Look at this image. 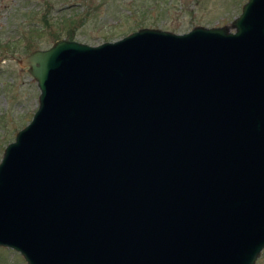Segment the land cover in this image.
<instances>
[{
    "label": "water",
    "instance_id": "1",
    "mask_svg": "<svg viewBox=\"0 0 264 264\" xmlns=\"http://www.w3.org/2000/svg\"><path fill=\"white\" fill-rule=\"evenodd\" d=\"M226 25L56 38L0 156L26 264H254L264 248V0Z\"/></svg>",
    "mask_w": 264,
    "mask_h": 264
},
{
    "label": "rangeland",
    "instance_id": "2",
    "mask_svg": "<svg viewBox=\"0 0 264 264\" xmlns=\"http://www.w3.org/2000/svg\"><path fill=\"white\" fill-rule=\"evenodd\" d=\"M244 1L0 0V156L37 106L36 81L18 62L30 50L59 37L97 44L140 26L184 32L195 25H226L232 30L230 22ZM0 264L26 261L0 245ZM254 264H264V248Z\"/></svg>",
    "mask_w": 264,
    "mask_h": 264
},
{
    "label": "trees",
    "instance_id": "3",
    "mask_svg": "<svg viewBox=\"0 0 264 264\" xmlns=\"http://www.w3.org/2000/svg\"><path fill=\"white\" fill-rule=\"evenodd\" d=\"M128 14H133L132 10L130 9L129 13ZM142 25V24H141ZM141 27V26H140ZM69 37V36H68Z\"/></svg>",
    "mask_w": 264,
    "mask_h": 264
}]
</instances>
